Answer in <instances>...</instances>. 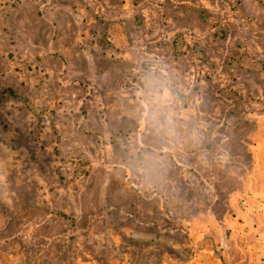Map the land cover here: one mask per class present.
<instances>
[{
	"label": "rangeland",
	"instance_id": "obj_1",
	"mask_svg": "<svg viewBox=\"0 0 264 264\" xmlns=\"http://www.w3.org/2000/svg\"><path fill=\"white\" fill-rule=\"evenodd\" d=\"M0 264H264V0H0Z\"/></svg>",
	"mask_w": 264,
	"mask_h": 264
}]
</instances>
